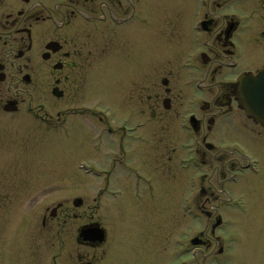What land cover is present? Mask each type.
<instances>
[{"label": "flooded vegetation", "instance_id": "obj_1", "mask_svg": "<svg viewBox=\"0 0 264 264\" xmlns=\"http://www.w3.org/2000/svg\"><path fill=\"white\" fill-rule=\"evenodd\" d=\"M117 65H130L125 110L85 94L90 77ZM151 95L163 110L151 111ZM53 99L66 107L54 112ZM156 117L172 127L153 124ZM66 123L96 143L109 137L107 152H94L107 168L84 172L101 196H129L132 209L164 204V180L188 176L179 208L191 235L182 241L178 230L175 264H264V0H0V158L16 165L22 144L30 150L23 128L50 140ZM9 179L15 195L20 179ZM78 201L73 209L84 206ZM58 208H45V229ZM132 218L123 225L134 234ZM86 229L102 239L83 240ZM76 242L102 248L106 227L90 220ZM75 257L72 264H99L106 255Z\"/></svg>", "mask_w": 264, "mask_h": 264}, {"label": "rangeland", "instance_id": "obj_2", "mask_svg": "<svg viewBox=\"0 0 264 264\" xmlns=\"http://www.w3.org/2000/svg\"><path fill=\"white\" fill-rule=\"evenodd\" d=\"M128 69L130 65L101 69L100 76L88 79L86 98L99 99L104 104L125 110L120 98ZM154 88L150 86V94ZM174 89L177 90V86H172L173 94ZM153 100L151 95V111L156 104ZM47 103L54 112L67 105L64 100L56 99ZM138 108L141 109L142 105ZM155 110L163 109L156 104ZM136 114L133 111L123 115L132 118ZM161 123L164 124L162 118L153 120V124ZM164 125L172 127L173 123L166 117ZM71 126L66 123L64 129L54 130L50 140L40 136L37 130V139L34 140L33 133L23 128L22 142L30 143L32 149L25 150L22 144L21 160L16 165H9L0 158V264H48L52 255L57 264H72L76 255L83 256L85 260H90V255H106L99 264H154L158 257L160 264H175L177 249L174 239L179 231L182 241H187L191 235V220L179 208L189 189L188 176L181 173V177L164 180V204L160 198L150 207L135 204L132 209L130 205L133 202L129 196L121 201H114L105 194L101 196L99 182L84 174L78 163L85 159V168L92 173L95 169L107 168L104 155L97 156L94 152H107L104 149L110 142L109 137L102 135L100 143H96L97 137L92 132H87V129L81 132L77 124L75 128ZM173 132L172 136L164 135L169 146L167 149L173 147L170 143L178 133L175 127ZM166 167L167 173L172 170L175 175L173 163H167ZM15 176L20 179V188L13 195L3 180L9 183V177ZM75 199L83 200L82 209H73ZM96 199L100 200L98 211L94 209L98 202ZM46 207L50 210L61 207L53 219H47L51 230L45 229L41 223ZM127 207L132 210L127 211ZM131 217L137 222L134 234L123 225L130 224ZM90 220H98L108 232V243L96 250L76 242L78 228ZM181 256L185 258V255Z\"/></svg>", "mask_w": 264, "mask_h": 264}, {"label": "water", "instance_id": "obj_3", "mask_svg": "<svg viewBox=\"0 0 264 264\" xmlns=\"http://www.w3.org/2000/svg\"><path fill=\"white\" fill-rule=\"evenodd\" d=\"M79 201H77L75 204H77ZM79 237H81L83 240H97L100 241L102 239L101 232L98 229H86L81 230Z\"/></svg>", "mask_w": 264, "mask_h": 264}]
</instances>
